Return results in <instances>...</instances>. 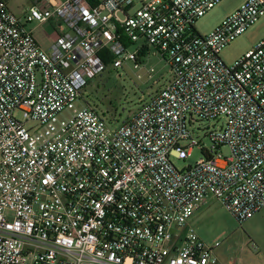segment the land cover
Segmentation results:
<instances>
[{
    "label": "built area",
    "instance_id": "built-area-1",
    "mask_svg": "<svg viewBox=\"0 0 264 264\" xmlns=\"http://www.w3.org/2000/svg\"><path fill=\"white\" fill-rule=\"evenodd\" d=\"M222 1L34 0L18 17L0 0V264H221L190 219L211 199L240 224L264 208V39L220 57L264 0L200 35ZM31 24L52 26L46 47ZM151 50L171 80L110 127L84 90Z\"/></svg>",
    "mask_w": 264,
    "mask_h": 264
},
{
    "label": "rangeland",
    "instance_id": "rangeland-1",
    "mask_svg": "<svg viewBox=\"0 0 264 264\" xmlns=\"http://www.w3.org/2000/svg\"><path fill=\"white\" fill-rule=\"evenodd\" d=\"M7 1L12 12L18 17H21L23 11L31 5V0ZM245 1L223 0L197 21L195 24L197 32L200 35L210 34ZM28 27L34 29L36 24ZM39 32L38 28L35 32L36 38L39 43H43ZM263 39L264 17L223 49L220 57L226 65L232 66ZM171 78L172 73L167 61L151 50L140 69H135L133 63H127L119 70L108 68L90 82L83 92V97L85 102L104 116L110 127L114 128L132 116ZM197 127L201 130L196 140L205 147H210L211 142L206 132L213 129L214 124L202 122L197 124ZM220 152L224 157H230V150L227 147H223ZM201 157L200 149L195 148L188 159L174 162L177 168L185 169L195 166ZM189 226L208 246L219 244L215 249V255L221 264H264V208L240 224L222 203L211 199L190 219Z\"/></svg>",
    "mask_w": 264,
    "mask_h": 264
},
{
    "label": "crops",
    "instance_id": "crops-1",
    "mask_svg": "<svg viewBox=\"0 0 264 264\" xmlns=\"http://www.w3.org/2000/svg\"><path fill=\"white\" fill-rule=\"evenodd\" d=\"M33 2H34V0H31V3L30 4H33ZM45 26H47V28H45ZM40 29V32L39 33H41V35H40V37H41V39L42 40H44L43 41V43H41L40 42V44H42L44 47H46L47 46V42L49 41V39L51 40L52 39V26L51 25H43V26H39V25H37L36 24V27L33 29L34 30V34H35V36H36V30L37 29ZM43 30H46L47 32H49L50 33V35H45L44 33H43ZM38 40V39H37Z\"/></svg>",
    "mask_w": 264,
    "mask_h": 264
},
{
    "label": "trees",
    "instance_id": "trees-1",
    "mask_svg": "<svg viewBox=\"0 0 264 264\" xmlns=\"http://www.w3.org/2000/svg\"><path fill=\"white\" fill-rule=\"evenodd\" d=\"M142 54H146V51L144 50V51L142 52ZM105 62H106L107 64H109V62H110V58H109V56L106 57ZM89 84H90V83H89ZM87 87H88V86H87Z\"/></svg>",
    "mask_w": 264,
    "mask_h": 264
}]
</instances>
